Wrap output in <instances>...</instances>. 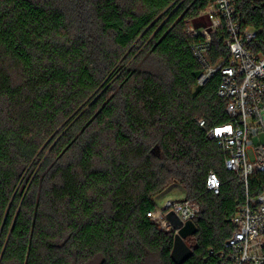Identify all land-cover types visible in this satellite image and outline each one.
Returning <instances> with one entry per match:
<instances>
[{"label": "trees", "instance_id": "trees-1", "mask_svg": "<svg viewBox=\"0 0 264 264\" xmlns=\"http://www.w3.org/2000/svg\"><path fill=\"white\" fill-rule=\"evenodd\" d=\"M209 1L0 0V264H176L174 233L147 216L169 183L199 205L185 264H219L207 250L233 234L244 189L206 139L228 122L226 102L219 75L196 86L193 47L205 38L185 32L188 19L197 31L210 25L200 16ZM238 1L244 26L260 31L252 49L264 53V2ZM225 39L212 36V62L226 56ZM145 44L156 65L135 105L101 95L89 106ZM101 126L115 132L113 149ZM211 171L218 196L206 191Z\"/></svg>", "mask_w": 264, "mask_h": 264}, {"label": "built area", "instance_id": "built-area-1", "mask_svg": "<svg viewBox=\"0 0 264 264\" xmlns=\"http://www.w3.org/2000/svg\"><path fill=\"white\" fill-rule=\"evenodd\" d=\"M178 1L181 4L185 0ZM200 16L210 19V25L201 31L194 28L191 19L185 22L188 36L205 38L193 47L202 67L196 86H205L220 76L216 93L226 102L228 122L210 128H206L204 120L198 123L201 128H206V139L215 143L219 154L224 156L225 171L244 189L240 207L230 219L233 234L220 251L208 249V257L216 256L219 264H264V53L252 49L260 31L244 26L238 0H210ZM222 31L226 35L227 54L214 63L208 55L212 36ZM222 187L218 174L211 171L206 191L218 196ZM198 211L199 205L195 201L169 200L147 216L161 232H173L175 237L178 231H174L167 214L174 212L186 225L195 223Z\"/></svg>", "mask_w": 264, "mask_h": 264}, {"label": "rangeland", "instance_id": "rangeland-1", "mask_svg": "<svg viewBox=\"0 0 264 264\" xmlns=\"http://www.w3.org/2000/svg\"><path fill=\"white\" fill-rule=\"evenodd\" d=\"M122 1L125 5L127 4L129 7H133V4L131 3L132 0H122ZM145 48H146V44L140 48L139 52L136 55H133L131 57H127L128 54L124 55V57L118 64V68H117L118 70L116 71V73L106 78L102 83L101 86L102 88L99 91L98 95L94 99H92L90 103L89 101L88 103L87 102L86 103L89 104L90 106L101 95H103L105 101L107 102L109 101L110 103H117L123 105L127 100H129L131 103H133V105H135V101L133 97H135V90L138 87L139 81L142 80L146 72L153 71L154 64L156 65V62L152 58L149 59L147 58L145 53L143 54L142 51H144ZM127 70L128 72L134 70L131 76L129 77L123 75L127 72ZM87 108L88 106L85 108V110H87ZM70 126L71 125L65 128L64 133L70 128ZM97 129L98 131H102V134L100 136H101V140H103L104 142V145H108L113 149L115 147V142H114L115 132L112 130V128L101 126L98 127ZM49 152L50 149L47 150L46 155H48ZM155 195H156L155 200L158 207H163L165 206L166 202L169 200L171 201L184 200L187 197V192L179 184L169 183L163 188L162 192H158ZM165 233H171V232H165ZM186 241H188L189 243L193 242L192 239L190 238H187ZM147 264H159V261H154V262L149 261Z\"/></svg>", "mask_w": 264, "mask_h": 264}, {"label": "water", "instance_id": "water-1", "mask_svg": "<svg viewBox=\"0 0 264 264\" xmlns=\"http://www.w3.org/2000/svg\"><path fill=\"white\" fill-rule=\"evenodd\" d=\"M208 32H211V29H208ZM167 220L172 224L174 231H178L174 237L171 259L176 264H185L193 255V250L187 245L186 239L197 232L196 225L193 222L184 225L174 212L167 214Z\"/></svg>", "mask_w": 264, "mask_h": 264}]
</instances>
